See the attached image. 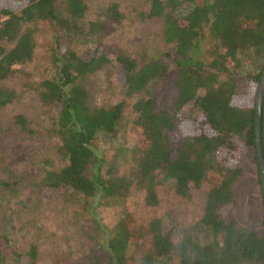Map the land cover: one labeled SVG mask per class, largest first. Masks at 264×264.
<instances>
[{
	"label": "trees",
	"instance_id": "16d2710c",
	"mask_svg": "<svg viewBox=\"0 0 264 264\" xmlns=\"http://www.w3.org/2000/svg\"><path fill=\"white\" fill-rule=\"evenodd\" d=\"M88 10L85 0H0V112L32 93L34 118L16 113L11 125L35 136L36 126L46 123L63 163L42 171L30 184L55 191L64 205H76L79 217L95 200L125 199L132 184L143 191L145 205L155 206L158 175L171 181L178 196L206 184L201 216L192 228H185L176 212L153 218L145 229L134 227L129 213L117 219L108 228L103 264H264V219L258 232L219 215L220 208L236 203L233 187L248 150L258 167L255 124L264 68V0H147L145 9L129 11L113 1L93 19ZM135 23L156 27L167 50L142 57L108 43ZM41 24L51 34L54 72L33 82L24 67L33 58ZM205 40L213 43L207 62L199 51ZM237 55L259 64L247 76L245 93L237 90L238 75L228 67H239ZM110 64L123 95L112 104L91 106L77 80ZM169 73L175 96L156 108L154 93L145 94ZM185 106L194 107L195 114L179 115ZM126 131L137 141L128 177L101 155L102 143ZM172 132L178 136L175 142ZM259 144L264 165V93ZM19 181L0 182V191ZM37 255V244H30L29 264H37ZM5 261L0 249V264Z\"/></svg>",
	"mask_w": 264,
	"mask_h": 264
},
{
	"label": "rangeland",
	"instance_id": "374dc122",
	"mask_svg": "<svg viewBox=\"0 0 264 264\" xmlns=\"http://www.w3.org/2000/svg\"><path fill=\"white\" fill-rule=\"evenodd\" d=\"M88 4V17L93 19L100 8L108 2H117L121 9H145L147 0H85ZM156 27L150 24L145 28L139 23L119 30L107 40L128 52H138L143 57L153 54L152 50L166 51L167 47L155 35ZM51 34L45 24L39 26L35 37L33 58L24 70L29 80L37 82L50 77L54 69L49 61ZM213 43L204 41L200 55H205ZM239 67L229 70L235 72L237 90L245 93L247 76L256 73L259 64L252 63L246 55H237ZM221 76L220 78H223ZM15 85L17 82H10ZM88 93L91 106H101L117 102L123 95V88L113 64L98 72L77 80ZM156 108L168 105L175 96L171 74L152 85ZM33 94L26 93L14 105L0 112V182H11L20 178L18 184L7 191H0V249L6 264H29L26 253L30 244H37V264H103L105 241L108 228L125 214L132 216L133 226L145 229L153 218L165 213L175 214L185 228H192L201 216L206 184L191 187L188 194L178 196L174 193L171 181L162 180L158 175L155 188L156 205L144 203V193L134 184L123 200H111L108 203L95 200L90 203L85 216L79 217L76 205L62 203L59 195L50 189L37 188L30 184L36 181L41 172L56 169L63 165L55 154L57 140L47 132V125L36 126L35 136H26L11 125L12 116L22 113L29 119L34 118ZM135 98V97H134ZM191 106L183 107L179 115L195 114ZM35 126V125H34ZM175 142L176 132L170 134ZM136 137L131 132H122L113 142L102 143L101 155L108 162H114L117 173L126 177L131 172V151L136 146ZM242 173L234 185L236 203L220 208L223 220H233L241 228L263 231V200L259 183V169L253 159L252 150H248L241 162ZM200 232V237H202ZM204 236V235H203ZM17 257V260H15Z\"/></svg>",
	"mask_w": 264,
	"mask_h": 264
},
{
	"label": "water",
	"instance_id": "95a60500",
	"mask_svg": "<svg viewBox=\"0 0 264 264\" xmlns=\"http://www.w3.org/2000/svg\"><path fill=\"white\" fill-rule=\"evenodd\" d=\"M264 93V68L262 70L260 81L258 85V93L256 100V124H255V146H256V157L259 169V181L263 200L264 210V165L261 157L260 144H259V132H260V114H261V101Z\"/></svg>",
	"mask_w": 264,
	"mask_h": 264
}]
</instances>
